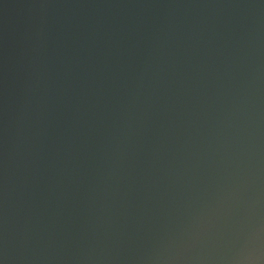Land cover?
<instances>
[{
    "label": "water",
    "instance_id": "obj_1",
    "mask_svg": "<svg viewBox=\"0 0 264 264\" xmlns=\"http://www.w3.org/2000/svg\"><path fill=\"white\" fill-rule=\"evenodd\" d=\"M0 264H264V0H0Z\"/></svg>",
    "mask_w": 264,
    "mask_h": 264
}]
</instances>
